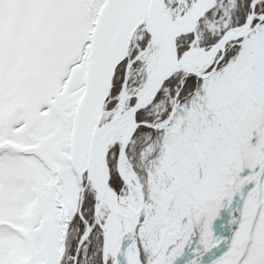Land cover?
Masks as SVG:
<instances>
[{
    "label": "snow or ice",
    "instance_id": "1",
    "mask_svg": "<svg viewBox=\"0 0 264 264\" xmlns=\"http://www.w3.org/2000/svg\"><path fill=\"white\" fill-rule=\"evenodd\" d=\"M0 264H264V0H0Z\"/></svg>",
    "mask_w": 264,
    "mask_h": 264
}]
</instances>
